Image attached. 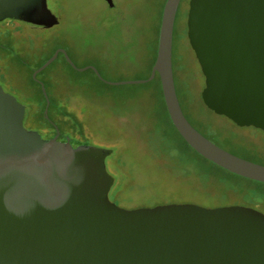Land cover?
Here are the masks:
<instances>
[{
	"label": "water",
	"instance_id": "obj_1",
	"mask_svg": "<svg viewBox=\"0 0 264 264\" xmlns=\"http://www.w3.org/2000/svg\"><path fill=\"white\" fill-rule=\"evenodd\" d=\"M111 4V0H106ZM180 0H166L155 60L168 116L200 156L264 183V165L219 147L184 116L172 70V35ZM36 28L58 23L46 0H0V21ZM187 38L204 77L200 97L217 115L264 132V0H189ZM61 53L57 48L32 78ZM47 118V107L44 109ZM24 106L0 86V264H264V214L246 206L159 204L123 208L109 200L111 150L43 138L23 125Z\"/></svg>",
	"mask_w": 264,
	"mask_h": 264
},
{
	"label": "rangeland",
	"instance_id": "obj_2",
	"mask_svg": "<svg viewBox=\"0 0 264 264\" xmlns=\"http://www.w3.org/2000/svg\"><path fill=\"white\" fill-rule=\"evenodd\" d=\"M46 0L58 23L35 29L19 21H0V86L24 106L23 125L71 145L111 150L105 158L114 182L109 200L119 207L196 204L206 208L246 206L264 214V183L224 170L198 155L177 133L167 115L158 75L143 80L155 60L166 0ZM189 0H180L172 35V70L180 108L207 139L244 159L264 165V132L240 127L202 102L204 77L187 38ZM57 48H63L78 71L61 57L36 75L32 72ZM47 107V118L44 109ZM68 110V124L62 121Z\"/></svg>",
	"mask_w": 264,
	"mask_h": 264
},
{
	"label": "flooded vegetation",
	"instance_id": "obj_3",
	"mask_svg": "<svg viewBox=\"0 0 264 264\" xmlns=\"http://www.w3.org/2000/svg\"><path fill=\"white\" fill-rule=\"evenodd\" d=\"M105 2H106V4L109 6V7H111V8H113L114 7V3L111 1V4L109 3V2H107L106 0H104ZM17 21V20H16ZM22 22H20L19 21V25L21 24ZM24 26H26V27H30V28H35V29H43V28H36V27H32V26H29V25H27V24H24V23H22ZM174 27V26H173ZM71 67V66H70ZM72 68V67H71ZM73 69V68H72ZM173 77H174V74H173ZM40 82H42L43 83V85L45 86L46 85V83H47V80H45V79H38ZM36 84L39 86V88H40V84L38 83V82H36ZM67 114H68V110H65V112H64V114H63V118H62V121L64 122V123H66V124H68V119H67ZM49 126L54 130V133H53V135H51L50 137L48 136V137H45L46 139H48V138H53L55 135H56V131H55V129H57L58 127L55 125V124H52L51 122H49ZM45 129L44 128H42L41 129V131H40V134L42 135V137L44 138V136H43V134H42V131H44ZM57 137H56V139L57 140H59L58 139V136L59 135H56Z\"/></svg>",
	"mask_w": 264,
	"mask_h": 264
},
{
	"label": "trees",
	"instance_id": "obj_4",
	"mask_svg": "<svg viewBox=\"0 0 264 264\" xmlns=\"http://www.w3.org/2000/svg\"><path fill=\"white\" fill-rule=\"evenodd\" d=\"M50 56H51V55H50ZM50 56H48V57H50ZM58 56L61 57L62 60L64 61V63L67 64V65L70 67V65L66 62V60L64 59V57H63V55H62L61 53H59ZM68 56H69V55H68ZM48 57H47V58H48ZM47 58H46V59H47ZM46 59H45V60H46ZM45 60H44V61H45ZM44 61H43V62H44ZM43 62H42V63H43ZM42 63H40L39 66H40ZM51 64H52V63H51ZM51 64H50V65H51ZM39 66H38V67H39ZM94 75H95V74H94ZM95 77H96V75H95ZM38 88H39V86H38ZM39 90H40V93H41V95H42V97H43V100H45V98H44V96H43V94H42L41 88H39ZM167 115H168V113H167ZM168 117H169V116H168ZM172 125H173V124H172ZM175 130H176V129H175ZM177 133H178V132H177ZM182 139H183V138H182ZM188 146H189V145H188ZM189 147H190V146H189ZM191 149H192V148H191ZM196 153H197V152H196ZM197 154H198V153H197ZM198 155H199V154H198ZM201 157H202V156H201ZM202 158H203V157H202Z\"/></svg>",
	"mask_w": 264,
	"mask_h": 264
}]
</instances>
